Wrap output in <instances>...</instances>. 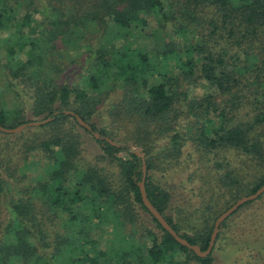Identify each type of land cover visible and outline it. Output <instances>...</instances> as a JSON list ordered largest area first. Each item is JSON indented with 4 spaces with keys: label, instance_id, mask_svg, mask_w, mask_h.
I'll use <instances>...</instances> for the list:
<instances>
[{
    "label": "trees",
    "instance_id": "obj_1",
    "mask_svg": "<svg viewBox=\"0 0 264 264\" xmlns=\"http://www.w3.org/2000/svg\"><path fill=\"white\" fill-rule=\"evenodd\" d=\"M140 12L156 23L149 50L130 47L131 16ZM0 33V125L51 118L0 131V264H101L100 252L90 253L105 224L119 231L107 259L124 261L131 235L122 229L135 219V203L160 230L146 231L151 244L143 256L133 246L135 264H210L213 246L197 256L145 208L141 158L114 131L131 127L132 146L143 152L147 199L180 237L204 250L215 218L241 196V185L247 195L264 184V0H0ZM199 83L201 95L188 96ZM18 85L29 103L11 102ZM110 94L112 103L100 110ZM99 117L106 124L98 126ZM82 134L99 146L92 158L83 156ZM185 142L197 154L188 181L198 182L200 200L177 214L198 227L191 234L164 213L168 193L153 179L178 164ZM230 161L243 173L253 164L261 169L242 176ZM253 200L219 227L233 214L240 225H258L238 212Z\"/></svg>",
    "mask_w": 264,
    "mask_h": 264
},
{
    "label": "rangeland",
    "instance_id": "obj_2",
    "mask_svg": "<svg viewBox=\"0 0 264 264\" xmlns=\"http://www.w3.org/2000/svg\"><path fill=\"white\" fill-rule=\"evenodd\" d=\"M129 25V32L131 34V36H129L130 47H144L147 50L151 49L153 45V37L150 33L151 30L154 31L156 28V23L154 22V20L146 16L144 13L140 12L138 13V15L131 16ZM22 30L24 31V33L27 32L26 27L22 28ZM168 36L171 35L168 33ZM170 39L173 41L174 37L171 36ZM188 40L189 38L187 39V41ZM165 41L167 40L165 39ZM176 41L178 45L186 44V41L182 39L177 38ZM172 70L173 72L176 71L173 65ZM74 74L75 72L71 73L70 76H73ZM156 81H158V79H156L155 82ZM202 86L203 83H199V85L196 87H189L188 96L201 95L204 90ZM17 88L19 89L18 91L20 93V96L15 97V99L11 102L29 103L30 98L28 99L27 92L25 93L20 91L22 85H18ZM114 97L115 95L110 94L109 98L107 97V99L104 100L105 104L104 106L100 107V110H102L105 105L112 103L108 101H110V99H113ZM106 120L107 119L105 117H99L97 119L98 126L106 124ZM178 128H183L182 123ZM127 129H131V127ZM127 129L124 128L119 131H114V134L117 133L114 136V139L120 140V142H122L121 140H128L134 142L133 132L129 136L130 131ZM82 138L84 141L83 146L85 153L83 156H85V159L94 157L100 151L98 144L94 142L91 137L87 134H82ZM131 142L124 143L132 145L133 143ZM122 152H120V154H122ZM196 159L197 154L192 148L191 143L185 142L178 158V164L164 172H155L153 175L154 181L159 184L162 188H164L168 193L167 206L164 210V213L171 218L172 222L177 223L179 228H181V231L184 230L187 234L193 233V229L198 227H192L193 225L191 224L189 217H185L184 212L181 213L182 215L178 217L177 211L179 209L192 210L193 208L199 205L198 202L200 198L195 190L198 185V182L196 180L188 181L189 173H191V171L196 169L198 166ZM238 164V162L234 163L230 161V169H235L234 172L237 173H243L244 170L237 169V167H239ZM257 169H261V166L253 164L251 168L249 170L247 169L246 171L247 173L252 171V173H249L250 176H252L256 173ZM246 171L242 174V176L246 173ZM261 173L264 176V167L261 169ZM1 176L3 178H6V173L3 170H1ZM245 179L248 181H251L252 179L254 181V178ZM11 181H13V179H11ZM244 182V179H241V184H243ZM17 185L19 184L17 183ZM11 188L16 189L13 186H11ZM239 190L241 192V196H244L246 192L245 187H242L241 185ZM262 193L261 196L258 197V199H254L245 208L238 211L245 214L249 213V218L252 220H258V225L257 223H255V221L252 224V221L249 220L246 223L240 225L241 220H237L235 214L229 217L226 220L227 226L223 228L219 227L217 231V233L219 231L220 233L218 235L217 241L212 245V260L210 264H264V192ZM41 212L47 213V209H42ZM135 214V219L133 220L132 224L126 223V227L124 228V230L122 229L125 234L129 233L131 235L127 239L128 245L126 248H129V251L132 254L126 257V260L124 261L122 260L115 263L114 261H110L109 259H107L109 249L113 246L112 244L118 238L119 231L117 232V229H112V226L110 224H105L101 226V229L103 230L102 232L100 231L101 235L100 237H98V244L95 246L96 249L94 251H91L90 253L91 255H96L98 254L97 252H100V255L102 257L100 262L101 264H135L136 262L135 260H133V258H140V253L137 256L134 255L136 254L134 252L137 248H134L133 246H139L140 250H143L141 251V256H143L144 250L151 244L149 237L150 235H148L146 231L150 230L158 236L160 230L156 228L154 222L150 219V216L144 210H142L137 203H135ZM47 227L49 231L56 230L55 227L51 226V224H48ZM240 228L243 229V233L241 232ZM261 230L263 232L260 235ZM57 231L61 233L59 228H57ZM98 232L99 230L97 231V229L93 230V235L98 234ZM246 234H250V236L245 237ZM49 239L52 240V236H50ZM118 245L121 244L116 243V248H118ZM84 248L88 249L89 245L85 244ZM88 251L90 252V250ZM172 260L173 258L167 259L163 264H174ZM183 264L198 263L190 259Z\"/></svg>",
    "mask_w": 264,
    "mask_h": 264
},
{
    "label": "water",
    "instance_id": "obj_3",
    "mask_svg": "<svg viewBox=\"0 0 264 264\" xmlns=\"http://www.w3.org/2000/svg\"><path fill=\"white\" fill-rule=\"evenodd\" d=\"M64 112H65V114L72 115L75 118L77 124L82 126V127H84L85 129L89 130L95 138L99 137L98 133H96L94 131H91L89 125L86 122H84L77 114H75L74 112H72L70 110H66ZM50 119H51L50 117H46V118L39 119V120H30V121H26V122L17 124L14 127H4V126L0 125V131L5 132V133H15V132H18V131L22 130L23 128H25L27 126H37V125L46 123ZM130 148L134 149L135 154H137L141 158V166H140L141 178H140L139 182L137 183L141 202L143 203L145 208L148 210V212L157 220V222L160 224V226L165 231H167L173 237V239L176 242H178L181 245L186 246L188 249L192 250L199 257H204V256L209 254V252H210V250L212 248V245H213V241H214L215 235H216V233H217V231L219 229L220 223L225 218H227L242 203H244L246 201H249V200H253L257 196H259L262 192H264V184H262L253 193H250V194H247V195L239 197L228 208H226L224 211H222L215 218V220L213 222V226H212V229H211V232H210V235H209V240H208L206 248L204 250H200V248L196 244H190L184 238L180 237L170 227V225L165 221V219L161 215V213L147 199L146 194H145V190H144V185H143L144 175H145V163H144V158H143V152H141L138 147H134L132 145H130Z\"/></svg>",
    "mask_w": 264,
    "mask_h": 264
}]
</instances>
